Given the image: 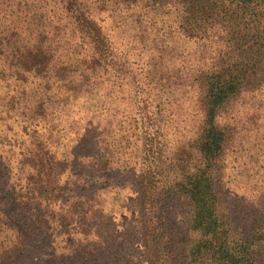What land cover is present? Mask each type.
I'll return each instance as SVG.
<instances>
[{"label":"trees","instance_id":"obj_1","mask_svg":"<svg viewBox=\"0 0 264 264\" xmlns=\"http://www.w3.org/2000/svg\"><path fill=\"white\" fill-rule=\"evenodd\" d=\"M263 88L264 0H0V264H264L220 121ZM164 94L201 116L170 146Z\"/></svg>","mask_w":264,"mask_h":264},{"label":"rangeland","instance_id":"obj_2","mask_svg":"<svg viewBox=\"0 0 264 264\" xmlns=\"http://www.w3.org/2000/svg\"><path fill=\"white\" fill-rule=\"evenodd\" d=\"M16 2L23 5L24 2L30 3L31 0H12V5ZM36 9L34 6L31 11L34 12ZM23 15L24 11L18 15L16 11L12 12V17ZM186 46L187 51L191 53L202 50V47L194 43ZM141 57H144V53ZM142 62L140 58L139 64ZM183 96L176 94L167 98L164 94L162 103L155 107L161 123L159 133L163 135L165 144L162 146H170L174 141L184 139L185 135H190L199 125L201 117L199 110L192 106L190 99ZM154 104L156 106V103ZM220 121L237 124L239 129L222 157L225 186L231 193L235 192L237 200L245 203L252 217L256 219L264 203V88L239 95L223 109ZM132 131L133 128L128 133ZM135 137L136 135H128L123 141L132 144Z\"/></svg>","mask_w":264,"mask_h":264}]
</instances>
